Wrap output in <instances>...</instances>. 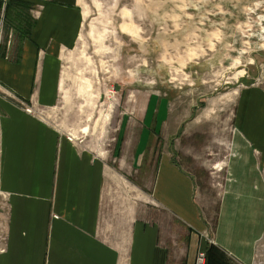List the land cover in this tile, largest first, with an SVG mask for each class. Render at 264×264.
I'll return each instance as SVG.
<instances>
[{
	"label": "rangeland",
	"instance_id": "1",
	"mask_svg": "<svg viewBox=\"0 0 264 264\" xmlns=\"http://www.w3.org/2000/svg\"><path fill=\"white\" fill-rule=\"evenodd\" d=\"M81 5L82 27L62 53L58 99L44 109L45 120L110 159L115 151L119 156L122 140L124 155L131 154L139 133L146 136L151 102L167 101L158 114L166 111L164 118H154L151 172L132 170L130 157L119 161L122 173L108 190L111 218L125 227L139 216L156 222L174 261L182 260L186 228L147 195L158 156L171 150L193 179L208 224L201 250L218 247L226 264H264V135L257 142L243 130L255 116L264 125V111L244 113L264 95V0ZM0 25L4 39L2 17Z\"/></svg>",
	"mask_w": 264,
	"mask_h": 264
},
{
	"label": "crops",
	"instance_id": "2",
	"mask_svg": "<svg viewBox=\"0 0 264 264\" xmlns=\"http://www.w3.org/2000/svg\"><path fill=\"white\" fill-rule=\"evenodd\" d=\"M1 17L8 35L3 39L0 25V264H195L208 224L194 200L193 179L171 150L158 156L147 195L186 228L182 260L174 261L156 222L139 216L125 227L110 215L108 190L122 173L119 161L130 157L132 170L151 172L154 118H164L166 111L158 114L166 99L151 102L146 136L139 133L131 154L124 155L123 140L119 156L115 151L110 159L80 147L43 113L56 105L62 53L84 20L81 0H0ZM254 102L244 113L262 114L264 95ZM24 106L43 112L35 116ZM256 118L243 130L260 142L263 118Z\"/></svg>",
	"mask_w": 264,
	"mask_h": 264
},
{
	"label": "trees",
	"instance_id": "3",
	"mask_svg": "<svg viewBox=\"0 0 264 264\" xmlns=\"http://www.w3.org/2000/svg\"><path fill=\"white\" fill-rule=\"evenodd\" d=\"M206 264H226L223 252L214 245L205 246Z\"/></svg>",
	"mask_w": 264,
	"mask_h": 264
},
{
	"label": "built area",
	"instance_id": "4",
	"mask_svg": "<svg viewBox=\"0 0 264 264\" xmlns=\"http://www.w3.org/2000/svg\"><path fill=\"white\" fill-rule=\"evenodd\" d=\"M2 94H5L4 92V88L2 86V84L0 83V96ZM42 110H40V114H42ZM195 264H205V252L203 250H199L197 255H196V259H195Z\"/></svg>",
	"mask_w": 264,
	"mask_h": 264
},
{
	"label": "bare ground",
	"instance_id": "5",
	"mask_svg": "<svg viewBox=\"0 0 264 264\" xmlns=\"http://www.w3.org/2000/svg\"><path fill=\"white\" fill-rule=\"evenodd\" d=\"M24 110H25V112H27L29 114H33L35 116H41L40 110H35L31 106L30 107L29 106H24ZM67 138H68V140L73 141V139L70 136H68V135H67Z\"/></svg>",
	"mask_w": 264,
	"mask_h": 264
}]
</instances>
